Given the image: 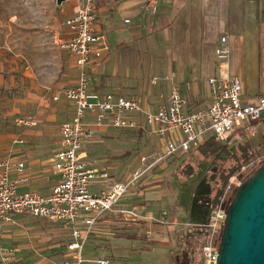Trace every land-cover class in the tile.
Segmentation results:
<instances>
[{
	"label": "crops",
	"instance_id": "1",
	"mask_svg": "<svg viewBox=\"0 0 264 264\" xmlns=\"http://www.w3.org/2000/svg\"><path fill=\"white\" fill-rule=\"evenodd\" d=\"M24 1L23 4L20 0L15 1L10 17L0 23L2 36L8 34L7 46L0 54H11L14 63L18 61L20 65L19 69L13 68L11 72L18 70L22 74L18 73L19 82L9 84L11 88L24 89V97L15 100L16 108L12 114L20 117L29 111L37 116V121L36 126L30 129L9 135L15 145L11 149V156L4 159L24 164L20 173L10 174L11 181H18V193L33 191L47 197L58 181L53 164L54 155L59 149V129L75 112L73 102L62 97L54 102L51 98L63 88H74L78 80L72 59L59 51L53 41L56 37H67L65 23L72 17L77 3L64 2L57 6L56 0ZM151 1L154 11L149 9L145 0L94 2L96 28L104 36L109 51L100 59L90 61L87 68L90 76L88 93L135 99L145 110L154 111L169 92V84L163 79L173 73V84L184 98L188 112L207 108L210 102L207 80L212 77H236L242 84V94L246 98L264 94V76L260 77L258 72L259 78L251 82L245 74V56L255 52V49L258 60L264 63V34L260 35L259 29L262 24L264 28V0ZM223 37L230 50L226 63L215 56ZM156 56L165 58L155 65L150 57ZM20 62L24 63V67ZM154 69L162 73L157 77L163 82L160 87L162 94L157 93L159 98L153 93L156 86L151 84L153 76H149V79L147 76L146 80L145 73L150 74ZM33 71L36 76L31 73ZM133 133L139 137L146 132L102 127L96 130L90 141L84 143V161L90 169L108 175L106 180L98 179L90 184L91 193H100L115 183L128 181L133 173L152 165L157 159L134 156L135 150L127 149L131 140L128 136ZM147 136L159 143V157L164 140L148 133ZM103 143L105 152L101 147ZM117 149L126 151L119 152ZM168 161L169 158L155 164L116 205L115 210H134L139 216L137 221L123 220L118 213L112 212L104 215L105 220L95 224L84 247V258L89 261L86 264H94L93 261L98 259H105L109 264L110 260L121 263L127 253L141 255L152 252L153 246L142 248L138 244L142 241L138 234L140 229L147 231L151 228L156 232L153 235L161 238L159 241L162 245H167L166 236L169 239L174 233L183 236L181 225L174 229L166 225L160 227L148 222L150 217L141 215L148 213L145 207L148 210V205L160 203L167 195L164 173L169 169ZM157 167L160 168L154 172L153 169ZM115 170L116 178L111 175ZM161 186L162 193L158 191ZM209 215L210 212L206 221ZM22 218L25 217L16 216L13 224L4 226L1 241L4 248L12 249L5 246L4 238ZM174 220L183 224L173 214L169 215L166 223ZM175 237L176 241L172 244L179 245L178 236ZM187 238L197 240L195 235L186 236L180 243L183 245ZM171 262L172 256L168 264Z\"/></svg>",
	"mask_w": 264,
	"mask_h": 264
},
{
	"label": "built area",
	"instance_id": "2",
	"mask_svg": "<svg viewBox=\"0 0 264 264\" xmlns=\"http://www.w3.org/2000/svg\"><path fill=\"white\" fill-rule=\"evenodd\" d=\"M97 0H76V7L65 25L67 37H56L53 45L66 53L73 61L78 72L74 88L59 90L52 100L61 97L73 102L75 112L71 119L59 129V149L54 155L53 171L58 178L49 196L37 192H17L18 181H11V173L24 169L21 161L0 159V263L15 262L14 250L1 244L4 226L13 224L16 216L47 220L59 224L69 235L66 245V258L58 264H86L83 252L89 235L99 219L112 212L118 213L123 220L137 221L139 216L134 210H115L119 201L155 164L176 155L187 154L204 143H214L218 147L229 142L236 130L253 135L255 123L264 116V94L246 98L242 94V84L236 77L209 78L207 87L210 102L205 110L186 111V103L173 84L174 74L163 79L169 84V92L164 101L154 111L145 110L139 101L113 94L98 95L88 93L90 76L87 72L92 59H100L109 51L102 34L97 31V18L94 2ZM146 5L154 11L151 0ZM217 60L226 63L230 50L226 38L220 39L215 50ZM158 79L151 80L157 85ZM91 118V119H90ZM16 125L30 128L36 125L32 117L16 120ZM111 127L121 130H143L164 140L162 153L152 165L133 173L122 183H115L100 193H91L90 184L98 179L106 180L108 175L90 169L84 161V143L90 141L97 129ZM264 162V151L260 152L247 166L230 178L220 190L215 208L202 231L198 259L192 264H217L218 245L216 235H221L226 212L231 198L241 181L248 173ZM151 220L152 219H148ZM172 229L182 226L177 221L160 223ZM184 226H188L184 224ZM94 264H109L105 259L93 261Z\"/></svg>",
	"mask_w": 264,
	"mask_h": 264
},
{
	"label": "rangeland",
	"instance_id": "3",
	"mask_svg": "<svg viewBox=\"0 0 264 264\" xmlns=\"http://www.w3.org/2000/svg\"><path fill=\"white\" fill-rule=\"evenodd\" d=\"M15 1L19 0H0V23L10 17V12L14 7ZM20 2L21 4L25 3L24 0H20ZM67 2L75 4L76 0H69ZM262 26L263 24L259 28L260 35L264 34V28ZM7 39L8 34L6 36H2L0 33V52L3 51V47L5 48L7 46ZM245 57L247 59L245 74L248 80L252 82L256 81L257 77L259 78V76H264V63L258 60L257 49H255V52L247 54ZM164 58L165 57L158 56L153 58L150 57V61L152 64L157 65ZM13 59L14 57L8 52L3 53L2 55L0 54V159L9 158L11 156V149L15 144L13 143L14 139L9 135L20 133V130L30 129L17 126L16 120L25 117H32L36 120L37 117L29 111L20 115V117H15L12 114L16 108L15 100L19 98L22 99L24 97V89H14L9 86L11 83L19 82L18 78L22 75L18 72V70L11 72L13 68H20L19 62L16 61L14 63ZM22 65L24 67V63ZM22 72H24V70ZM31 73L36 76V72L33 71ZM145 74L146 80L147 76L149 79V76L157 78L162 75V73H160L157 69H154L150 74L148 72ZM12 77L14 80H12ZM162 84L163 82L158 81L157 85L153 87V93L155 96L157 93L159 95L162 94V91L160 90ZM159 95H157L158 98ZM162 101L163 98L161 102ZM120 135L126 137V134L123 135L121 133ZM128 137H130L131 140H134H130V148H127L128 150H135L133 153L134 156L145 157L147 160H150L157 158L159 155V143L156 140L149 138L147 133H142L139 137L136 133H133ZM246 140L251 145L264 151V124H257L255 133L253 135L248 134ZM239 142L240 141L238 139L233 138L229 147L232 148ZM101 147L102 151L105 152L104 143L101 144ZM222 147L223 146L219 148ZM117 150L119 152L126 151V149ZM184 159H189V162L194 169L193 173L186 178L181 177L178 173ZM212 162L214 161H211L208 158L194 156L192 154H181L169 158V169L166 173H164V185H166L165 191L167 195L164 196L160 203L148 205V210L147 207H145L146 212L150 214L147 213V215L146 213L141 212V215L144 217H150V219H152L151 223L154 224V222L166 223L169 215L173 214L180 219V223H183L180 231L184 237H192L195 235L196 227L206 224V216H208L210 212L212 187L210 185L208 172L210 171ZM219 165L221 164L217 163L216 169ZM159 168L160 167L154 168V172H156ZM216 169L214 168L212 171L215 173ZM111 175L116 178L118 176L117 171H113ZM252 175L250 174L249 176H244L241 184ZM158 191H163L162 186L158 188ZM184 224H187L188 226L186 227ZM154 225L159 226V224ZM150 229L147 231L140 229L138 231L139 236L142 238V241L138 242V244H140L142 248H152L153 246L154 249H152V252L141 255H131L127 253L124 255L125 259L121 260V263L115 260H110V264H168L173 253L178 252L181 248H185L187 243L194 247L193 250L195 251V255L199 252L201 239L200 241L188 239L186 245L183 244L181 246L172 244V238L169 239V237L166 236L165 241L168 240L167 245H162V242L159 241L161 238L157 235H153V231ZM220 237L221 235H216V243H219ZM68 241L69 236L59 224L52 221L37 220L33 218H22L18 220L17 224L13 226L12 231L6 234L4 238L5 246L14 249L15 252V262L11 264H58L66 258L65 245ZM180 246L181 248H179Z\"/></svg>",
	"mask_w": 264,
	"mask_h": 264
},
{
	"label": "water",
	"instance_id": "4",
	"mask_svg": "<svg viewBox=\"0 0 264 264\" xmlns=\"http://www.w3.org/2000/svg\"><path fill=\"white\" fill-rule=\"evenodd\" d=\"M67 1L56 0V4ZM217 264H264V165L233 195L219 240Z\"/></svg>",
	"mask_w": 264,
	"mask_h": 264
},
{
	"label": "trees",
	"instance_id": "5",
	"mask_svg": "<svg viewBox=\"0 0 264 264\" xmlns=\"http://www.w3.org/2000/svg\"><path fill=\"white\" fill-rule=\"evenodd\" d=\"M259 123L264 124V116H262L260 120L255 123V126ZM247 135L248 133L244 131L236 130L229 139V142L226 145H224L222 148H219L216 144L210 142V143H204L199 147H197L196 149L191 150L190 152L187 153V155L192 154L194 156H199L201 158H208L209 160L214 161L212 162V166L210 168V171L208 172L210 185L212 187L210 213L215 208L217 200L220 196V190L228 184L230 178L235 176L241 167L247 166L251 161H253V159L260 152H262V149H258V147H255L250 143H248V141L246 140ZM233 138L238 139L240 142L236 144L234 147L230 148L229 146ZM217 163L218 164L220 163L221 165H219L216 169ZM263 165L264 162L261 165H259L257 168H255L253 171L248 173L247 175L249 176L250 174L251 175L254 174ZM214 168L216 169L215 173L212 171L214 170ZM193 171L194 169L191 163L189 162V159H185L182 162V165L179 168L178 173L180 174L181 177L186 178L189 175H191ZM103 220H105L104 216H102L99 219L100 222H102ZM154 224H159L160 227H163V225L160 223H154ZM195 231H196L195 236L197 240L200 241L202 237V231H200L198 227H196ZM153 233L156 232L153 231ZM174 234H172L171 237L173 242L176 238L175 236H178L179 245L182 246L180 242H183L184 236L179 235V233L175 234V236ZM166 242H168V240ZM187 242H188V238L186 241H184V244L186 245ZM193 249L194 247H192V245L187 243L185 248L183 249L181 248L179 249L178 252L173 253L171 264H192L194 261L198 259V254L195 255L194 253L195 251ZM176 254L178 255L177 260H175Z\"/></svg>",
	"mask_w": 264,
	"mask_h": 264
}]
</instances>
